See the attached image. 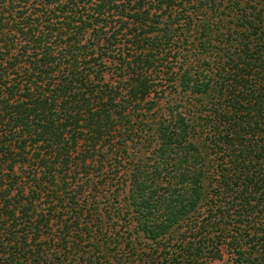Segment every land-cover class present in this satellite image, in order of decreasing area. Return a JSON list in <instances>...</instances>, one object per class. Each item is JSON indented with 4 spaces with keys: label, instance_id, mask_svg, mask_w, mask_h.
<instances>
[{
    "label": "trees",
    "instance_id": "obj_1",
    "mask_svg": "<svg viewBox=\"0 0 264 264\" xmlns=\"http://www.w3.org/2000/svg\"><path fill=\"white\" fill-rule=\"evenodd\" d=\"M264 264V0H0V264Z\"/></svg>",
    "mask_w": 264,
    "mask_h": 264
},
{
    "label": "rangeland",
    "instance_id": "obj_2",
    "mask_svg": "<svg viewBox=\"0 0 264 264\" xmlns=\"http://www.w3.org/2000/svg\"><path fill=\"white\" fill-rule=\"evenodd\" d=\"M219 264V263H218Z\"/></svg>",
    "mask_w": 264,
    "mask_h": 264
}]
</instances>
